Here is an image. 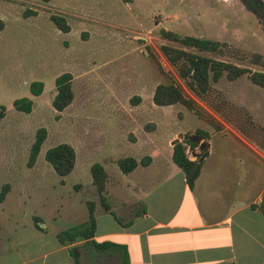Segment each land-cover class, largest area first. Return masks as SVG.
<instances>
[{
  "label": "rangeland",
  "instance_id": "1",
  "mask_svg": "<svg viewBox=\"0 0 264 264\" xmlns=\"http://www.w3.org/2000/svg\"><path fill=\"white\" fill-rule=\"evenodd\" d=\"M52 15L65 17L71 31L61 32ZM0 19L5 25L0 32V106L6 108L0 119V193L9 186L0 203V245L1 253H13L1 264H17L21 257L50 248L33 249L37 225H47L43 232L48 234L67 230L78 222L74 217H87L89 202L96 205L94 217L105 213L92 182L96 163L111 176L113 192L127 200L126 194L143 198L146 192L140 178L120 171L118 160L133 157L140 163L158 155L164 174L154 172L147 181H164L182 173L170 157L175 142L185 145L191 160L199 159L201 146L187 143L198 138V131L208 135L200 144L212 138L208 165H217L228 152L255 162L223 135H233L253 153L257 149L264 155V88L249 75L235 81L224 76L198 98L161 49L172 45L163 31L218 41L226 51L223 60L264 73V64L256 63L257 55L264 63V30L240 0H0ZM64 73L73 76L75 98L59 113L52 102L56 79ZM171 81L194 99L195 111L181 104L155 105L157 86ZM33 82L44 83L42 95L32 94ZM22 99L33 102L30 114L14 108ZM40 128H46L48 136L30 168ZM62 143L77 153L76 167L67 177L58 176L45 159L50 148ZM115 204L118 217L122 202L116 198ZM8 219H15L18 227ZM81 252L82 264H122L118 253L98 252L91 245Z\"/></svg>",
  "mask_w": 264,
  "mask_h": 264
},
{
  "label": "crops",
  "instance_id": "2",
  "mask_svg": "<svg viewBox=\"0 0 264 264\" xmlns=\"http://www.w3.org/2000/svg\"><path fill=\"white\" fill-rule=\"evenodd\" d=\"M224 136L249 152L255 162L249 164L247 158L228 152L217 165H208L211 138L209 153L202 160L201 174L193 189L181 169L182 173L176 176L149 183L150 174H164L166 169L158 155L150 156V165H139L130 173L140 178L142 191L146 192L143 198L126 194L127 200H123L111 189L108 175V202L115 214L116 198L120 199L121 212L118 217L105 211L101 217H94V240L126 245L131 264H264V155L257 149L253 153L233 135L221 137ZM74 218L78 219L74 226L67 230L56 228L51 234L43 232L48 231L47 225H37L33 249L41 250L45 245L50 248L32 257H21L17 264H75L69 254L71 245L58 239L60 233L84 225L90 217L88 214ZM7 221L13 222L14 229L19 225L15 219ZM53 223L58 224L55 218ZM3 228L4 225L0 226V231ZM112 238L117 240L105 241ZM83 243L75 245L84 246ZM1 249L0 245V264L13 254L8 250L1 253ZM83 257L82 254V261Z\"/></svg>",
  "mask_w": 264,
  "mask_h": 264
},
{
  "label": "trees",
  "instance_id": "3",
  "mask_svg": "<svg viewBox=\"0 0 264 264\" xmlns=\"http://www.w3.org/2000/svg\"><path fill=\"white\" fill-rule=\"evenodd\" d=\"M46 3L51 0H42ZM247 11L254 14L259 20L264 30V2L263 0H240ZM52 22L64 33L71 31L70 25L65 17L61 15H52ZM4 22L0 19V32L4 29ZM163 37L172 45L162 46V53L175 68L179 78L183 81L187 89L196 97H205L210 89L211 82H219L222 77L226 76L228 80L235 81L245 75H249L252 83L264 88V73L253 72L250 69L237 66L233 63L223 60L225 57L224 44L218 41H212L204 38L192 36L181 37L170 31H163ZM256 63L263 65L262 58L257 55ZM73 76L71 73H64L56 79L57 94L52 102L53 108L61 113L66 110L74 101L75 94L73 90ZM31 92L38 97L44 92L45 85L43 82H33L31 84ZM153 101L155 105L160 107L173 106L181 104L184 107L195 111L196 103L193 98L189 97L185 90L174 81L167 84L157 86ZM33 102L29 99L18 100L14 103V108L26 114L33 111ZM6 108L0 106V119L5 118ZM48 133L46 128H40L35 137V141L31 147L28 166L34 167L42 146L47 139ZM198 139L205 141L208 139L207 133L198 131ZM193 148L201 146L197 141L189 139L187 141ZM209 153V143L204 142L201 146V154L199 159L191 160L186 152L183 143H177L173 147L172 160L184 172L187 184L193 189L198 180L203 161ZM46 161L53 167L56 174L60 177L69 176L75 169L77 163V153L73 146L67 143L59 144L50 148L45 155ZM152 162L151 157H146L142 162H138L133 157H126L118 160V167L124 174L132 173L139 165L148 166ZM93 184L97 187L100 194V200L105 212L114 215L111 205L106 196V183L108 173L103 165L96 163L91 168ZM64 182V181H62ZM9 186H5L0 193V203H2L8 193ZM95 203L89 202V221L84 225L78 226L70 231L60 233L58 239L64 245H71L69 254L75 264H81L83 245H75L80 242L86 246L91 245L98 252L118 253L122 259V264H131L129 259V251L126 245L116 243L103 242L98 243L94 240L96 221L94 219Z\"/></svg>",
  "mask_w": 264,
  "mask_h": 264
},
{
  "label": "water",
  "instance_id": "4",
  "mask_svg": "<svg viewBox=\"0 0 264 264\" xmlns=\"http://www.w3.org/2000/svg\"><path fill=\"white\" fill-rule=\"evenodd\" d=\"M192 141H197L198 143H200L201 141L198 138H191ZM177 144V142L174 143V146ZM201 146H204V143H201ZM205 157H203L201 160H203ZM198 159V158H197Z\"/></svg>",
  "mask_w": 264,
  "mask_h": 264
}]
</instances>
